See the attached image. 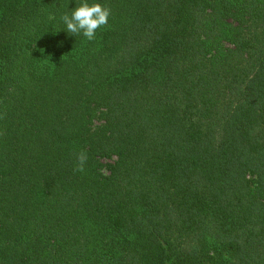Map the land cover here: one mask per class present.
<instances>
[{"label": "trees", "instance_id": "1", "mask_svg": "<svg viewBox=\"0 0 264 264\" xmlns=\"http://www.w3.org/2000/svg\"><path fill=\"white\" fill-rule=\"evenodd\" d=\"M83 2L0 0V264H264V0Z\"/></svg>", "mask_w": 264, "mask_h": 264}, {"label": "clouds", "instance_id": "2", "mask_svg": "<svg viewBox=\"0 0 264 264\" xmlns=\"http://www.w3.org/2000/svg\"><path fill=\"white\" fill-rule=\"evenodd\" d=\"M110 15V8L99 3L90 5L87 0H84L80 6L71 11L70 15H63L61 20L66 25L67 32H70L72 36L82 34L88 41H93L96 39L97 30L107 25ZM87 160L85 152L77 154L74 171L83 172Z\"/></svg>", "mask_w": 264, "mask_h": 264}]
</instances>
